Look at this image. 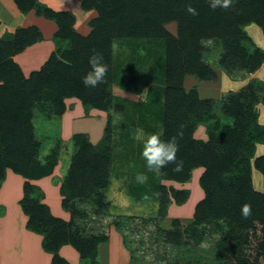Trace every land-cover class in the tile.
<instances>
[{
    "label": "trees",
    "instance_id": "obj_1",
    "mask_svg": "<svg viewBox=\"0 0 264 264\" xmlns=\"http://www.w3.org/2000/svg\"><path fill=\"white\" fill-rule=\"evenodd\" d=\"M13 1L23 13L36 9L38 15L55 22L57 31L53 43L57 51L51 53L38 71L24 77L13 57L41 41L39 31L20 30L12 41H0V186L8 169L27 181L52 174L56 163L54 152L44 164L36 159L39 143L31 116L37 104L53 106L52 114L57 117L64 113L63 101L69 98L79 99L86 108L110 110L114 102L112 85L118 81V73L125 69L120 58L128 53L120 43L131 46L145 40H160L165 42L164 58L156 67L162 84L151 89L163 97V104L155 105L157 110L155 107L152 113L157 121L152 134H159L164 141L176 138L177 161H182L183 167L178 172L175 164L170 163L159 171H150L143 162L142 170L124 176L128 193L141 200V197L154 198L159 192L158 199H164L166 189L160 181L185 183L193 170L202 168L204 172L198 184L203 197L194 208L191 225L228 222L243 232V236L233 237L231 254L234 256L227 264H264V190L253 189L250 165L255 144L264 138L253 103L264 104V97L259 99L249 89L247 93L224 98L218 103L220 109L215 111L211 101L200 100L195 90L186 93L182 85L185 76L191 75L200 81L213 76L202 62V40L220 42L225 55L239 61L240 69L234 68V62L222 64L228 72L234 68L247 75L259 68L264 62V53L254 46L244 27L255 24L264 36V0H240L231 2L228 8L216 9L210 7L211 0H81L83 11L97 12L87 37L74 33V17L69 13H55L37 0ZM189 5L196 9V15L187 11ZM170 22L177 24V38L171 37L164 28ZM135 49L140 57L143 50ZM93 54L102 55L108 65L104 82L95 88L85 87L82 79L91 70L89 58ZM141 107L143 112L152 115L151 103ZM222 118L230 123L222 122ZM204 123L208 125V140L197 141L193 138L194 131L198 124ZM73 140L77 151L59 188L63 209H68L67 205L74 200L109 191L112 179L123 175L114 172L116 155L110 134L97 145L89 143L84 135H77ZM123 147L122 158L127 160L130 150ZM129 166L127 163L126 169ZM253 168L264 181V156L254 159ZM140 174L146 175L143 183L136 179ZM35 190L37 186L25 182L19 205L27 217L26 230L41 236V249L52 256L51 264H68L58 255L64 246L73 248L80 260L96 264L98 246L107 241L106 237L83 236L74 228L72 220L65 222L53 217L40 200L32 198ZM170 196L179 206L188 197L186 192L172 189ZM99 204L108 207V204ZM245 204L252 209L247 218L241 214ZM71 214L73 218L75 213L71 211ZM168 235L174 240L180 237L176 231H169Z\"/></svg>",
    "mask_w": 264,
    "mask_h": 264
},
{
    "label": "rangeland",
    "instance_id": "obj_2",
    "mask_svg": "<svg viewBox=\"0 0 264 264\" xmlns=\"http://www.w3.org/2000/svg\"><path fill=\"white\" fill-rule=\"evenodd\" d=\"M237 1L240 0H231V2ZM10 3L19 13V17L16 15L17 18L22 20L20 17L24 16L28 19L23 21L24 25L32 23L34 18H39L41 22H45L46 24L52 22V25L50 24L49 26L52 29L55 27L57 29L54 21L47 19L44 15H38L36 9L23 13L13 0H10ZM1 4L0 6L3 8H0V29L3 30L4 27L12 26V20H7L9 17L7 15L8 8L6 10L4 3ZM41 6L53 11L46 4L42 3ZM13 8L11 7L12 10H14ZM58 9L63 10L65 8L59 4ZM80 10L83 11L81 6ZM53 12L69 13L68 11ZM90 12L95 14L94 19H96L97 12L95 10H90ZM72 16L74 17L72 30L75 34L81 36V33H91V20L79 18L80 20L77 21V17L75 15ZM15 28L10 33L6 32L0 40L2 42H10L20 30L31 31V29H35L37 32L39 31L35 26ZM84 28H86V31ZM164 28L171 37L177 38L178 29L175 22L167 23ZM244 31L254 46L264 53V36L259 27L255 24H247L244 27ZM88 34L87 36H89ZM120 44L128 50V53L120 58V62H124L123 66H125V69L118 73V81L112 85L111 93L114 102L110 110L104 111L91 107L86 108L79 99L69 98L63 101L65 111L59 117L53 116V106H49L47 103L37 104L32 111L31 124L35 139L39 143L36 159L44 164L51 152L56 154V163L52 169V174L42 178L48 179L50 184L58 185V188H60L63 178L69 169L70 160L77 151L73 140L77 135H84L89 143L97 145L102 138L110 134L113 142V152L116 155L113 157L114 172H121L123 175L112 179L109 191H99L98 195L89 196L85 200H74L70 205H67L68 209L62 208L61 197L59 201L55 198H47L44 191L39 187L32 193V198L40 200V203L49 209L53 217L65 222L72 220L74 228H78L83 236L102 235L106 237L107 241L101 246L100 252L98 251L96 264H227L232 262L231 259L234 256L231 254L233 237L241 238L243 232L237 230V228L224 220L191 225L194 208L203 197L198 184L199 178L204 172L202 168L193 170L190 179L185 183L160 181V184L166 189L164 199H158L159 192L154 198L149 197L145 199V197H141V200L133 195H129V191L124 184L126 182L124 176L125 174H134L140 171V169L142 170V167H144L142 165L143 162L146 164L141 154L143 141L148 135L152 134V130L156 127L155 123L157 121L152 114L156 107L155 105L163 104V97L158 96V91H153L151 87L162 84L159 68L156 66L163 61L165 42L160 40H145L131 46L130 44L128 46ZM201 45L203 48L202 62L210 68L213 76L206 81H200L191 75L185 76L182 85L186 93L195 90L200 100L211 101L215 111L220 109V104L218 103L224 98L237 96L239 93H247L249 89L256 92L259 99H263L264 62L258 69L246 75L242 71L234 69H240L239 61L236 58L226 56L220 42L212 39L202 40ZM136 47L139 50H143L140 57L136 54L138 50L135 49ZM52 48L53 52L57 51L55 45ZM229 62H234L235 65L230 72L226 69L224 70L225 67L222 66V64H228ZM150 96L155 101L150 99ZM150 103L153 107L150 111L152 115L141 110L142 105ZM67 109L72 111L68 114V120L66 121V123H70V126L65 131L63 128V132L66 134H61L59 128L62 117L67 112ZM253 109L258 114L256 122L264 135L263 102L253 103ZM222 122L228 124L230 120L222 118ZM206 124H198L196 126L193 134L195 140L202 142L208 140V125ZM145 127L148 129L145 130ZM128 139L131 142H127ZM261 139L262 142L259 141L260 144H255L254 154L250 160L252 186L257 192H263L264 190L263 177L253 168L254 159L264 156V138L262 137ZM123 145L130 150L127 154V160L122 158L125 156ZM138 153L140 156L139 161L136 160ZM127 163H130L128 169H126ZM10 175L17 176L18 178L13 177L9 181V183H12V186L9 184L10 186L7 189H5L4 182L1 184L0 202L8 199L7 193L10 192L12 196V192H15L11 203H9V207L19 208L27 222V217L22 212L19 201L23 197L24 183L28 182L32 186H35L33 185L35 181H27L11 170H6L5 179ZM144 176L146 177V175ZM2 188L4 189L1 190ZM171 189L187 193L188 197L183 205L179 206L174 202L170 196ZM98 198H100L99 202ZM99 203L103 205L108 204V207L107 205L104 207ZM3 207L4 205L0 203V213H2ZM71 211L75 213L73 218L71 217ZM2 220L3 218L0 214V251L2 248H6L5 240H3L4 242L2 241V237L5 236L4 232H2L4 230V224H1ZM169 231L178 232L180 234L179 239L174 240L172 236L168 235ZM15 232L16 230L12 233ZM27 232L31 237V246L35 247L33 253L35 254L38 246V249L41 250L40 252H43L45 255L47 254L51 264L52 256L41 249V236L29 231ZM109 246L111 252L108 249ZM59 252L58 255L63 258ZM63 259L70 264L65 258ZM77 264L91 263L87 260L82 261L79 258Z\"/></svg>",
    "mask_w": 264,
    "mask_h": 264
},
{
    "label": "crops",
    "instance_id": "obj_3",
    "mask_svg": "<svg viewBox=\"0 0 264 264\" xmlns=\"http://www.w3.org/2000/svg\"><path fill=\"white\" fill-rule=\"evenodd\" d=\"M37 1H39V3L41 4L42 3L46 4L48 7L53 9V11H58V12L68 11L71 15H75L77 17V21L80 20L79 18H84L85 20L88 18V21L89 20L92 21V19L94 20L95 18V14L93 12L90 11L84 12L80 10V0H37ZM1 3H4V7L6 6L5 7L6 10L8 8L7 15L9 17L7 16L8 17L7 20H12L11 21L12 26L4 27L3 30L0 29V39L3 38L6 32L10 33L14 31L13 29H16L15 27L25 28L28 26H35L39 29V33L41 34V41L27 47V49L23 53L13 57L14 63L19 66L24 77H28L30 73L34 71H38L46 62V60L51 55V53H53V48H52L54 45L53 37L57 29L55 25H54L55 28L53 29L51 28V26H49L52 22L46 24L45 22H41V19L39 18H34V21L29 25H24L23 21H25L26 18L24 16L20 17L22 20L17 18V16L19 17V13L16 10V8H13L14 6L11 5L10 0H0V5H2ZM59 4L64 6L65 9L63 10L58 9ZM11 7L14 10H12ZM86 28H84L85 31ZM10 29L12 30L10 31ZM87 34H88L87 32L84 34L81 33V36L84 37L87 36ZM78 111H80V109H78ZM71 112L72 111H70V109H67V112L62 117L60 128L58 125L61 134L64 133L63 128L64 131L65 129H69L70 123L68 122L66 123V121L68 120L67 119L68 114H70ZM13 177L18 178L17 176L14 175H10L6 177L4 181V185L6 186L5 189H7L10 185L12 186V183H9V181ZM33 185L41 188L44 191L47 198L51 197L58 199L59 201L60 195H59L58 185L56 186L54 184H50L48 179L35 181L33 182ZM3 189L4 188H2L1 190ZM12 193H13L12 196L10 192L7 193L8 199L6 201L3 200L2 202H0L2 205H4L2 209V213L0 214L2 215L3 218L1 224H4V230H2V232H4V235L6 236V237L5 236L2 237V241L5 240V242L4 241L3 242L6 244V248H2V250L0 251V264H50L49 257H47V254L45 255L43 252H40L41 250L38 249V246L36 248L35 254L33 253L35 247L31 246L30 234L25 230V223H26L25 217L21 214L19 208L9 207V203H11L12 197H14L15 195V192ZM15 230L16 232L12 233ZM102 245L103 244H101L98 248L99 252L101 250ZM108 249L110 251V246L108 247ZM59 254L63 258H65L70 264L78 263L79 257L77 253L70 246H64L60 250Z\"/></svg>",
    "mask_w": 264,
    "mask_h": 264
},
{
    "label": "clouds",
    "instance_id": "obj_4",
    "mask_svg": "<svg viewBox=\"0 0 264 264\" xmlns=\"http://www.w3.org/2000/svg\"><path fill=\"white\" fill-rule=\"evenodd\" d=\"M231 0H211L210 7L216 9L228 8L230 6ZM187 11L193 15H196V9L190 5ZM89 64L91 70L86 73L82 78L85 87L95 88L98 84L103 83L105 77L108 73V65L104 63V58L100 54H93L89 58ZM179 146L177 144L176 138L173 137L167 141L161 139L159 134H150L143 141L142 156L146 161V167L150 171H159L170 163L175 164V170L181 171L183 167L182 161H177V152ZM136 179L143 183L145 181V176L143 174L137 175ZM251 205L245 204L241 207V214L245 218L251 215Z\"/></svg>",
    "mask_w": 264,
    "mask_h": 264
}]
</instances>
